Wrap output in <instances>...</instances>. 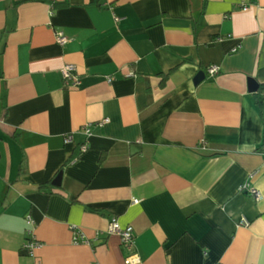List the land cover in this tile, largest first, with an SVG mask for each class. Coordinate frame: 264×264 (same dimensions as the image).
Segmentation results:
<instances>
[{
    "label": "crops",
    "instance_id": "1",
    "mask_svg": "<svg viewBox=\"0 0 264 264\" xmlns=\"http://www.w3.org/2000/svg\"><path fill=\"white\" fill-rule=\"evenodd\" d=\"M130 255L264 264V0H0V264Z\"/></svg>",
    "mask_w": 264,
    "mask_h": 264
},
{
    "label": "built area",
    "instance_id": "2",
    "mask_svg": "<svg viewBox=\"0 0 264 264\" xmlns=\"http://www.w3.org/2000/svg\"><path fill=\"white\" fill-rule=\"evenodd\" d=\"M244 10H246V7L244 5H241ZM117 21V19H116ZM68 42V39L61 33L58 32L56 34V43L59 46H64ZM207 73L210 77H213L217 73V68L216 67H209L207 68ZM62 74V79L64 82V85L67 87H77L79 83V77L76 71V66L72 64L65 65L61 71ZM108 82H111V79H107ZM85 134H89V129L85 128L84 129ZM72 137L71 135H68L64 139V143L67 144L71 141ZM86 150V146L83 145L80 147V151L84 152ZM240 190L242 191H247L255 201H259L260 199V194L259 192L252 188L249 187L247 184L243 185L240 187ZM136 203V201H134ZM28 224H32V221L28 218L27 219ZM108 234L111 235H117L120 239V243L124 247H130L132 245L133 241V229L130 226L127 227H121L119 223L117 222L116 219H111L110 223L107 228ZM75 240V239H74ZM83 240H78L76 238L75 243L82 242ZM38 243L35 241H28L25 243L24 251H26L28 254H31L34 249L38 247ZM125 264H140V259L136 257L135 255H130L128 258L125 259Z\"/></svg>",
    "mask_w": 264,
    "mask_h": 264
},
{
    "label": "water",
    "instance_id": "3",
    "mask_svg": "<svg viewBox=\"0 0 264 264\" xmlns=\"http://www.w3.org/2000/svg\"><path fill=\"white\" fill-rule=\"evenodd\" d=\"M203 79H204V73L202 72L198 73L196 76V81L200 82ZM250 86L253 91L257 90V85L253 81H250ZM59 184H60V174H58L56 178L54 179V181L52 182L53 186H58Z\"/></svg>",
    "mask_w": 264,
    "mask_h": 264
},
{
    "label": "trees",
    "instance_id": "4",
    "mask_svg": "<svg viewBox=\"0 0 264 264\" xmlns=\"http://www.w3.org/2000/svg\"><path fill=\"white\" fill-rule=\"evenodd\" d=\"M257 103L261 106L262 103H263V102H262V98L258 97V98H257ZM70 161H71V160H70ZM68 162H69V161H68Z\"/></svg>",
    "mask_w": 264,
    "mask_h": 264
}]
</instances>
